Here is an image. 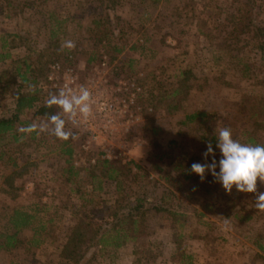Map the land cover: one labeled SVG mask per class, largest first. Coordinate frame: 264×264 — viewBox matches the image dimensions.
Here are the masks:
<instances>
[{"label":"rangeland","instance_id":"374dc122","mask_svg":"<svg viewBox=\"0 0 264 264\" xmlns=\"http://www.w3.org/2000/svg\"><path fill=\"white\" fill-rule=\"evenodd\" d=\"M240 9L264 27V0H0V116L12 112L17 94L35 96L39 105L57 94L43 87L53 62L89 76L105 59L106 76L137 77L141 87L126 155L106 160L119 169L112 179L98 148L76 132L69 156L33 108L0 138V244L13 233V208L45 204L38 216L52 218L38 246L26 229L16 246L0 248V264H70L59 252L79 216L135 197L147 208L143 233L116 250L90 248L88 264H264L255 242L264 243V208L255 199L264 183L256 193H226L210 174L201 182L191 172L205 162L219 128L229 127L242 143H264V112L242 102L264 97V60L246 34L239 41L226 36ZM200 111L205 115L185 120ZM66 129H73L69 122ZM98 182L100 191L93 190Z\"/></svg>","mask_w":264,"mask_h":264},{"label":"trees","instance_id":"16d2710c","mask_svg":"<svg viewBox=\"0 0 264 264\" xmlns=\"http://www.w3.org/2000/svg\"><path fill=\"white\" fill-rule=\"evenodd\" d=\"M157 2L159 0H152ZM246 6V5H245ZM255 18L252 16L251 11H244L242 9L233 16L231 22H228L227 35L233 38L235 41H239L240 35L246 34L248 36L247 43H252V46L260 54V59L264 60V27H261L255 23ZM205 24V23H203ZM200 27V26H199ZM200 29V28H199ZM205 36L206 32L200 30ZM225 36V37H226ZM226 39H229L226 37ZM221 44H218V48L221 49ZM231 48L227 46L226 52L230 53ZM10 55L7 53L3 58H7ZM242 58H237L240 61ZM244 67L247 71L249 65L245 64ZM28 67V65L26 66ZM181 72L180 74H184ZM179 74V75H180ZM23 81H28L26 76L22 73L19 76ZM186 78L180 76V82H184ZM50 89V88H49ZM52 91V89H50ZM54 91V90H53ZM179 89L175 88L173 93L178 92ZM243 104L247 103V107L251 111L255 110L260 113L264 112V97L247 95L243 96ZM37 98L30 94H17L15 96L14 108L12 112L0 116V138L7 132L11 131L14 127V123L20 122V115L25 109H35V114L42 115L45 118L53 114L60 113L59 108L56 105L48 106L47 102L45 104L39 105L36 103ZM244 106V105H243ZM258 110V111H257ZM252 112V114H256ZM205 115V112H195L185 115V120L191 121L196 117ZM252 116V115H251ZM73 135L76 134L77 130L71 129ZM212 140L215 139L214 136L211 137ZM250 142H254L253 138H249ZM69 139L62 142L63 145H67L65 152L70 156L72 150L69 146ZM103 165L108 164V179H112L115 176L113 173H117L119 169L111 165L109 161H102ZM73 165L69 167L71 172ZM121 169H126V166H120ZM75 174V173H74ZM94 176V175H92ZM100 182L93 190L100 191ZM118 189V188H117ZM118 193V192H117ZM118 197V196H117ZM41 204V202H40ZM43 208H46L45 204H41ZM37 205L32 210H28L22 207L13 208L9 215L7 221V228L13 229L12 234H5L4 242L0 244V248H12L17 245V234L22 230L30 229L32 231L31 239L29 243L38 246L41 243L39 239L40 233L47 229L48 223H52V218L45 221L38 216V213L45 211L42 207L36 208ZM156 208V207H155ZM39 209V210H38ZM156 209L161 210L157 207ZM145 200L141 197H135L133 201L122 202L116 198L112 204H105L100 207H92L88 211H84L81 216H79L75 225L66 234V238L60 247L59 255L61 259L67 261L70 264H88V258L86 256L88 250L93 247H98L99 249H119L123 247L130 240H135L139 235L143 233V219L146 213ZM76 211L72 212L75 214ZM251 216H247V218ZM258 248L264 252V243L261 241H255ZM189 262L191 255H183ZM134 264V262L132 263ZM188 264V262H187Z\"/></svg>","mask_w":264,"mask_h":264},{"label":"clouds","instance_id":"9594fccd","mask_svg":"<svg viewBox=\"0 0 264 264\" xmlns=\"http://www.w3.org/2000/svg\"><path fill=\"white\" fill-rule=\"evenodd\" d=\"M64 46L71 49L75 44L67 41ZM47 105H56L61 109L60 113L51 115L49 121L51 133L63 140L73 136L72 131L66 129L68 121L75 125L81 120L87 121L94 114L92 93L83 85L75 90L66 85L57 94L50 95ZM203 156L204 163L196 162L191 165V172L201 182L210 174L213 181L220 184L226 193H231L233 189L242 193H256L258 181L264 183V143H242L233 137L229 127L217 130L215 146L208 142ZM255 199L257 206L264 208V192L256 195Z\"/></svg>","mask_w":264,"mask_h":264},{"label":"built area","instance_id":"2783aa9c","mask_svg":"<svg viewBox=\"0 0 264 264\" xmlns=\"http://www.w3.org/2000/svg\"><path fill=\"white\" fill-rule=\"evenodd\" d=\"M106 71L105 59L89 76H79L74 66L53 62L43 87L57 93L66 85L74 90L83 85L90 90L94 101L93 116L75 125L68 122L84 137L87 145L99 149L104 160H113L126 155V136L140 120L138 96L141 87L137 77L106 76Z\"/></svg>","mask_w":264,"mask_h":264}]
</instances>
